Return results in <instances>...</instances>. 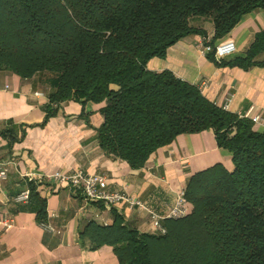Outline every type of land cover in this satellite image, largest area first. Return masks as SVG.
<instances>
[{
    "label": "trees",
    "instance_id": "trees-1",
    "mask_svg": "<svg viewBox=\"0 0 264 264\" xmlns=\"http://www.w3.org/2000/svg\"><path fill=\"white\" fill-rule=\"evenodd\" d=\"M260 8L264 0H0V70L39 76L47 116L69 100L104 102L99 144L132 169L177 135L205 129L232 155L231 170L216 163L188 178L189 212L164 218L165 233L115 214L110 224L79 228L83 247L110 245L118 264H264V130L197 84L147 67L187 35L206 38L201 21L212 23L214 45ZM263 49L264 30L234 62L247 68ZM28 189L27 203L35 199L31 182ZM36 218L47 221L43 200Z\"/></svg>",
    "mask_w": 264,
    "mask_h": 264
},
{
    "label": "crops",
    "instance_id": "crops-1",
    "mask_svg": "<svg viewBox=\"0 0 264 264\" xmlns=\"http://www.w3.org/2000/svg\"><path fill=\"white\" fill-rule=\"evenodd\" d=\"M211 37V22H200ZM264 30V8L245 14L222 39L234 41L236 50L219 64L212 53H202L200 34L187 35L153 57L147 67L170 70L178 78L197 84L218 104L228 101L236 114H264V49L244 68L234 62L244 57L258 32ZM221 39V40H222ZM48 87L39 76L21 78L0 70V162L10 161L5 179L0 178V215L12 214L11 228L0 227V264H118L110 245L83 247L79 228L88 220L113 222L115 214L139 231H151L147 209L165 215L178 192L195 172L216 163L233 168L231 153L217 145L212 129L182 133L158 148L143 167L132 169L99 144L97 129L103 121L104 102L69 100L46 115ZM254 128L263 130L254 124ZM83 169L107 180L110 190H121L145 203L146 208L118 202L106 209L89 201L64 183L40 182L44 174ZM29 173L32 179L25 177ZM34 186L35 199L14 202V196ZM45 203L47 221L55 228L48 233L36 218L39 201ZM152 232V231H151Z\"/></svg>",
    "mask_w": 264,
    "mask_h": 264
},
{
    "label": "built area",
    "instance_id": "built-area-1",
    "mask_svg": "<svg viewBox=\"0 0 264 264\" xmlns=\"http://www.w3.org/2000/svg\"><path fill=\"white\" fill-rule=\"evenodd\" d=\"M209 37L202 38L200 42L201 52L209 53L213 52L215 59L219 60L232 54L235 50V43L232 39L226 38L217 41L214 45L208 44ZM200 88V87H199ZM223 109L228 110V101H224L220 104ZM241 117L249 118L253 124L258 125L264 130V114L257 112L253 115L246 116L245 114H238ZM11 162H0V178L5 179L9 171ZM25 177L32 179L31 174L26 173ZM40 182H47L49 184H66L72 192L79 193L84 196L86 200L101 202L106 209H110L114 204L118 202H125L129 207L139 206L146 208L145 203L140 199L133 197L132 195L121 190H110L107 185L106 178L98 173H88L83 169H77L72 172L54 171L48 174H44L39 178ZM29 189L24 188L18 192L13 200L17 203H24L29 200ZM150 215V227L151 231L155 233H165V227L162 220L166 217H182L189 212V205L184 197V189L180 190L175 198L174 204L170 207L165 215H160L151 209H147ZM15 223V218L12 214L0 215V227L3 229L11 228ZM40 227L48 233H55L56 228L48 221L41 222Z\"/></svg>",
    "mask_w": 264,
    "mask_h": 264
}]
</instances>
